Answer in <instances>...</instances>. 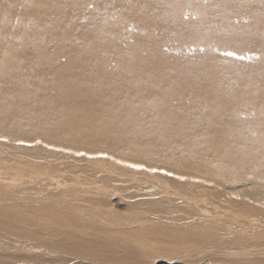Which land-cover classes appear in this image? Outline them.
I'll return each instance as SVG.
<instances>
[{
    "label": "bare ground",
    "instance_id": "bare-ground-1",
    "mask_svg": "<svg viewBox=\"0 0 264 264\" xmlns=\"http://www.w3.org/2000/svg\"><path fill=\"white\" fill-rule=\"evenodd\" d=\"M233 18L264 0H0V264H264V71L199 49Z\"/></svg>",
    "mask_w": 264,
    "mask_h": 264
},
{
    "label": "rangeland",
    "instance_id": "rangeland-1",
    "mask_svg": "<svg viewBox=\"0 0 264 264\" xmlns=\"http://www.w3.org/2000/svg\"><path fill=\"white\" fill-rule=\"evenodd\" d=\"M224 25H225L224 33H228L230 36H228L224 39H198L201 41H205V46H202L199 49H203L205 47H208L210 50L208 52L204 51V53L202 54V57L207 56L208 58H210L212 60H219V59L234 60V59H236V55H237V66L241 62H249V63L259 65V67L263 68L262 71H264V49H262V45H255L256 50H254L253 47H251L249 50L247 49V50H242V51H237V52L229 48L232 45L231 42L236 38L249 37V38H254V39L262 42L261 39H264V27H260L257 25L254 26L252 20L248 19V18H244V19L233 18L229 22L224 23L222 26H224ZM214 30H218V28L212 26L208 29V32L211 33V31H214ZM75 37L77 39H79L81 36H75ZM148 40L154 42L158 46H162L164 39H148ZM170 40H173L177 46H176V48L164 47L163 50H165L167 52V54L174 56V55L184 51V53L182 54L183 57L189 58V57L193 56L192 50H182L181 49L186 44V42H187L186 39H170ZM122 41H123V39L119 40V42H122ZM216 41H219L220 44L223 45L221 49H217L216 44H213ZM196 46H198L197 42H196ZM130 47H131V45L125 44V46H123V51L126 53L130 52ZM132 48L134 50V45ZM228 67L232 71L236 70V67H234V66L228 65ZM238 68H240V67H238ZM224 69H225V65H224ZM260 71H261V69L258 68V70L255 72L259 74ZM244 83L245 82H243L242 84H244ZM247 134L251 137H254V135H255L251 129L247 130ZM240 182H242V180H239V183ZM238 190H245L246 192L247 191L251 192V190H246L245 188H243V189L240 188ZM112 203L115 206L114 210L117 213H120L122 210V207L125 206V203L118 202L117 198H114L112 200ZM207 203H209V202H207ZM209 208H210V205H209ZM221 211H222L221 209L215 210L216 214H214V215H210L209 213L204 212L202 218L209 219L211 221H213V220H219V221L226 220V222H230V224H228V226L227 225H225V226H227V228H230L234 231L237 230V232H242V231L244 232V230H243V228L238 227L235 224L236 222L238 224V223H241L243 220H247L248 222L255 220L254 218H247V217H244L242 215L234 216L233 219L231 220V219H228V216L226 214L225 215L219 214ZM163 219H166V218H163ZM140 248H143V247H140ZM156 254H158V253H156ZM158 255H159V257L161 256L160 254H158ZM199 256L202 257V255H199ZM177 258H178V256L173 255L169 259L159 260L156 264H184L182 261H180Z\"/></svg>",
    "mask_w": 264,
    "mask_h": 264
}]
</instances>
